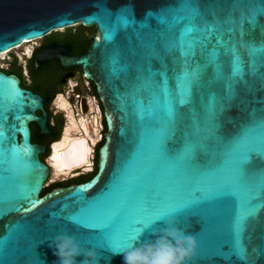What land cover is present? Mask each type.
Returning a JSON list of instances; mask_svg holds the SVG:
<instances>
[{
    "label": "water",
    "instance_id": "obj_1",
    "mask_svg": "<svg viewBox=\"0 0 264 264\" xmlns=\"http://www.w3.org/2000/svg\"><path fill=\"white\" fill-rule=\"evenodd\" d=\"M253 13L254 26L248 23ZM125 19L130 22L127 26L122 22ZM76 24L94 26L98 31L86 54L65 58L61 48L49 47L38 53L37 62L59 57L65 65L80 66L86 78L96 84L107 127L97 172L87 181L43 193L50 167L39 157L46 148L31 142L29 125L35 122L46 133V113L38 117L35 112L42 108L40 97L23 89L15 74L0 71L7 117L2 131L4 146L9 148L0 152V200H4L0 204V264H59L50 246L59 234L73 235L84 247L96 248L99 264H124L126 249L113 252L101 248L92 230L63 219L78 211L73 193L81 186L87 188L83 195L88 200L96 199L84 206L83 215L118 229L121 243L135 225L141 230L139 239L129 243L137 245L154 240L153 229L166 224L162 219L145 227L136 225V220L171 215V209L186 204L198 186L221 193L173 214L178 227L198 241L188 264H264V209L247 222L246 260H238L231 251L237 200L222 194L231 183L232 166L224 163L220 167L229 159L231 141L249 126L253 131L245 147H264V126L259 128L264 123V51L250 56L241 46L243 42L259 47L264 42V0H0V53ZM189 26L196 31L185 37V44L194 42L195 54L185 57L180 36ZM110 32L114 38L106 40ZM233 46L243 64L242 80L232 76ZM213 52L217 53L215 59ZM185 71H197L198 75L189 102L176 108L179 115L174 129L166 130L162 119L166 99L160 89L166 81L175 94L177 77ZM230 84L231 99L227 94ZM12 88L23 94L19 109L10 106ZM154 99H158L152 105L156 115H146L141 121L135 101L142 100L147 106ZM173 99L177 97L173 95ZM213 103L215 116L210 114ZM17 114L24 118L23 126L15 119ZM158 130L168 137L164 144L168 156L157 151ZM142 134L143 145L137 150ZM25 145L31 149L26 157L12 151ZM185 145L194 151V160L201 167L171 159ZM105 153L107 162L102 166ZM248 169L252 174L238 192L242 200L264 188V177L258 174L264 169V160L253 157ZM37 179L38 184L32 185ZM29 192L40 203L28 212L11 210L28 208L21 194ZM222 253L229 258H223ZM83 258L77 257L78 264Z\"/></svg>",
    "mask_w": 264,
    "mask_h": 264
},
{
    "label": "flooded vegetation",
    "instance_id": "obj_2",
    "mask_svg": "<svg viewBox=\"0 0 264 264\" xmlns=\"http://www.w3.org/2000/svg\"><path fill=\"white\" fill-rule=\"evenodd\" d=\"M96 35H98V31L94 26L85 27L76 24L25 42L18 48L5 52L4 55L0 53V65L3 64L0 66V71L6 74H15L23 89L40 97L42 108L36 110L35 113L38 117L46 113L48 131L42 133L37 123H30L31 142L46 148L45 153L40 154L39 157L50 167V175L53 173L54 161V153L50 157L52 147L63 139L64 120L69 121L68 127L72 140L61 153L66 152L68 148L72 149L71 151L74 153L69 163L74 166L73 169L66 168L58 175L75 177L72 178L75 180L72 183L87 181L97 172L98 152L105 142L107 131L105 109L96 84L86 78L80 66L65 65L59 57L48 59L45 63L39 64L37 55L49 47H59L62 49L61 55L65 58L80 57L89 51ZM61 101L67 105L63 107ZM73 123L77 127H73ZM87 145L90 150L89 163L75 165L81 154L87 157V151H85ZM96 148V170L92 173L94 169L92 160ZM89 165H91V170L84 171ZM81 173L84 174L76 177Z\"/></svg>",
    "mask_w": 264,
    "mask_h": 264
},
{
    "label": "snow or ice",
    "instance_id": "obj_3",
    "mask_svg": "<svg viewBox=\"0 0 264 264\" xmlns=\"http://www.w3.org/2000/svg\"><path fill=\"white\" fill-rule=\"evenodd\" d=\"M125 26L130 23L128 20L122 21ZM248 23L251 25H255L256 23V14L253 13V15L248 19ZM196 31L194 26L186 27L182 30L181 36H180V46H181V55L185 57H190L195 54L194 52V42H189L187 45L185 44V37L193 32ZM231 31V30H229ZM244 33L242 30L241 25V38L243 37ZM106 40H112L114 38V32H110L106 34ZM221 43H223L221 41ZM241 46L246 47L249 51L250 56L254 55L258 51H264V42L261 43L259 47H257L255 44H244L242 42ZM232 54V76L233 78H239L243 79V64L240 59L239 53L236 50V47L233 46L231 49ZM217 56V53H212V58L215 59ZM198 72L193 71L192 73H188L185 71L180 76L177 77V90L176 93L173 94L170 92L167 88L166 81L161 86V93L165 96L166 99V105L163 109L162 119L165 123L166 130L168 129H174V126L177 122V118L179 113L177 112L176 108L179 105H183L189 102L190 95H191V86L195 82L197 78ZM228 98L231 99L233 92V86L230 84L228 86ZM173 95L177 97V99H173ZM3 99L4 96L2 93H0V152H7L9 151V148H5L4 142L5 137L4 133L2 131L3 121L7 118L4 114L5 109L3 108ZM10 106L15 107L17 109L20 108V106L23 103V94L20 93L18 90L12 88L11 94L8 97ZM158 102V99H154L149 102L147 106L143 103L142 100H136L135 101V108L137 110V114L139 115V118L141 121L145 118V116L154 117L156 115V108H154L152 105L156 104ZM221 110H223V105H221ZM215 103H213L210 114L215 116ZM15 119L18 121H21V126H23V119L21 115L17 114L15 115ZM264 126V123H261L259 125V128ZM253 131L252 126H249L245 128L241 135L237 138H235L233 141H231L232 144V150L228 153L229 159L227 161H222L220 167L223 166L224 163H228L232 166V178L231 183H229L226 188L225 192L222 194L231 195L234 199L237 200V211L236 215L233 221V231H232V244H231V251L236 256V258L240 261L246 260V247L244 243V236L245 232L247 230V222L250 219H254L261 209H264V188H261V192L258 195H254L251 197H248L247 199H240L238 196V192L240 190V186L248 179V177L252 174L250 173L248 169V165L251 164L253 157L260 158L261 160H264V147H245V144L250 138V135ZM157 135L159 137L158 143H157V151L159 155L161 156H168L169 153L167 149L165 148V140L168 138L165 132H161L158 130ZM95 143V142H93ZM143 145V134L141 135V139L138 142L137 150H140ZM15 155L19 157H26L30 155L31 149L29 146L25 145L23 148L16 147L12 150ZM90 151V150H89ZM135 154H133L134 156ZM235 156V159H232V157ZM55 158V157H53ZM132 159V157H130ZM171 159L182 161L185 164L192 165L194 167H201V165L197 164L194 160V151L189 148L187 145H185L184 148H182L180 151H178L174 157H171ZM106 153L102 158V166L106 164ZM87 163V157L81 154L79 156V159L76 161V165L79 166L80 164ZM128 167L127 162H125L124 165V171H126ZM91 165H89L88 168H85L84 171H90ZM63 171V169H61ZM203 174H208L207 172H204ZM258 174L261 177H264V169L258 170ZM38 184V179L34 180L32 182V185ZM87 191V188L84 186H81L75 193H73V197L75 198V203L79 205L78 211L69 213L67 216L63 217V219L67 221L73 222L75 225L80 226L84 229L92 230L94 233V240L99 241L98 244L101 248H109L113 252H120L124 249H126L129 246L130 240L138 234L140 231L139 228L135 227L133 225L132 232L127 236V239L125 241L118 242L117 233L118 229H114L110 224H97L91 221L90 219L86 218L83 215L84 212V206L93 203L95 200H88L87 197L83 195ZM199 193V195H197ZM104 193H101V196ZM221 193H214L212 190H206L201 187H196L193 190L191 199L186 203L182 205L174 206L171 209V215L178 214L181 211H183L185 208H187L190 204L191 205H198L202 202H206L212 198H214L215 195H218ZM21 198L24 200H27L29 203L28 208H15L11 209L14 211H24L28 212L31 211L37 203H40V201H34L31 198V192L29 193H22ZM4 200H0V204L3 203ZM257 201H259L257 203ZM69 208L68 204L64 205V209L67 210ZM53 218H57L56 214L53 213ZM160 216H151L147 219H138L135 221V224H143L146 225L150 220L159 218ZM223 258L228 259L229 257L226 254H221Z\"/></svg>",
    "mask_w": 264,
    "mask_h": 264
},
{
    "label": "clouds",
    "instance_id": "obj_4",
    "mask_svg": "<svg viewBox=\"0 0 264 264\" xmlns=\"http://www.w3.org/2000/svg\"><path fill=\"white\" fill-rule=\"evenodd\" d=\"M162 219L166 226L153 229L154 240L138 245L129 243L124 251V264H188L195 256L198 241L178 227L175 216H160L150 220L145 227L156 225ZM140 231L130 241H138ZM50 246L59 257V264H78L77 257L80 256L84 258L79 264H99L100 254L96 248L84 247L73 235L59 234Z\"/></svg>",
    "mask_w": 264,
    "mask_h": 264
},
{
    "label": "bare ground",
    "instance_id": "obj_5",
    "mask_svg": "<svg viewBox=\"0 0 264 264\" xmlns=\"http://www.w3.org/2000/svg\"><path fill=\"white\" fill-rule=\"evenodd\" d=\"M4 54L5 53H3L2 55ZM61 103H63V101H61ZM65 105L67 104L63 103V107H65ZM73 127H77V125L73 123ZM67 129H69V127ZM67 129L65 131H67ZM77 131H79V129H77ZM71 140H72V135L70 134V131H69L67 134L64 135L63 139L60 142L58 143L56 142V144H54L52 147L51 155H53L54 153L53 157H55L53 161V172L56 173L57 175L65 171L66 168L73 169L74 165L69 163L71 157L73 156L72 154L74 153L71 151L72 149L68 148L66 152L61 153L63 149L67 148ZM85 151H87V163H89V145H87V149H85ZM61 169H63V171H61Z\"/></svg>",
    "mask_w": 264,
    "mask_h": 264
},
{
    "label": "rangeland",
    "instance_id": "obj_6",
    "mask_svg": "<svg viewBox=\"0 0 264 264\" xmlns=\"http://www.w3.org/2000/svg\"><path fill=\"white\" fill-rule=\"evenodd\" d=\"M0 66H3V64H1ZM4 66H6V65H4ZM68 122H69L68 120H64V127H65V129H64L63 136L70 131V129H67V131L65 132L66 128L68 127ZM50 156H51V154H50ZM49 159H50V157L48 158V162H49ZM92 163H93V168H94L93 171H92V173H93L96 170L97 148L94 151V158L92 160ZM49 164H50V162H49ZM83 174L84 173H81L80 175H77L76 177L82 176ZM72 178H75V177H70L69 175L59 176V175H57L56 173L53 172V173H51L49 180L46 182V188L49 187V186H51L52 184H56V183H59V182H68V181H71Z\"/></svg>",
    "mask_w": 264,
    "mask_h": 264
},
{
    "label": "trees",
    "instance_id": "obj_7",
    "mask_svg": "<svg viewBox=\"0 0 264 264\" xmlns=\"http://www.w3.org/2000/svg\"><path fill=\"white\" fill-rule=\"evenodd\" d=\"M73 181H75V180H71V181H68V182H59V183H56V184H52L51 186L45 188L44 191H43V193L48 192V191L52 190L54 187H57V186H67V185L71 184Z\"/></svg>",
    "mask_w": 264,
    "mask_h": 264
},
{
    "label": "built area",
    "instance_id": "obj_8",
    "mask_svg": "<svg viewBox=\"0 0 264 264\" xmlns=\"http://www.w3.org/2000/svg\"><path fill=\"white\" fill-rule=\"evenodd\" d=\"M19 46H17L16 48H18ZM12 50H14V49H11V50H9V51H7V52H10V51H12ZM46 185V184H45Z\"/></svg>",
    "mask_w": 264,
    "mask_h": 264
}]
</instances>
